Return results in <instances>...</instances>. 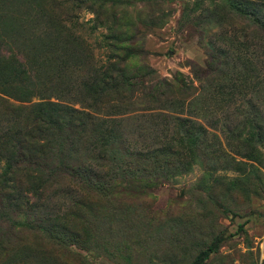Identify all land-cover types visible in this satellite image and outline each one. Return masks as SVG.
Masks as SVG:
<instances>
[{
    "label": "rangeland",
    "instance_id": "obj_1",
    "mask_svg": "<svg viewBox=\"0 0 264 264\" xmlns=\"http://www.w3.org/2000/svg\"><path fill=\"white\" fill-rule=\"evenodd\" d=\"M114 1L113 5H105L106 15L114 11L120 28L135 35L127 65L139 69L136 78L121 85L143 88L133 100L146 95L148 101L126 106L118 103L126 113L111 114L107 109L109 115H102L108 120L123 121L132 144L144 146L143 151L156 137L161 138L159 143L167 135L170 137L178 116L202 135L175 133L186 142L182 150H195L192 169L164 176L158 187L148 189L143 196L121 191L134 188L129 178L134 180L143 173L139 169L142 161L148 162L145 156L127 157L128 166L123 167L128 169L122 172L113 158L116 151L108 154L109 148L104 147L106 162L110 163L106 169L115 173L113 185L119 192L110 196H100L98 192L89 199L90 204L82 208V217L74 219L75 226L85 228L94 239L93 250L73 245L82 257L74 258L65 252V260L73 264H81V258L88 264H170L175 258V264H195L199 253L219 240L218 250L204 264H264V165L240 154L243 150L239 148L241 139L252 132L264 155V134L256 135L260 125L264 132V33L230 8L232 0ZM234 1L245 5L243 1L248 0ZM253 1L262 4L264 12V0ZM14 4L16 7H10V11L18 7L29 11L34 0H14ZM78 16L82 28L74 29V34L89 43L96 65L107 64L108 51L101 36L107 29L91 32L89 27L94 22L89 20L95 14L85 7ZM216 20L231 22V27H235L231 33L241 26L255 33L248 49L237 48L235 43L232 47L228 39L222 38ZM65 25L70 27L67 21ZM28 31L27 37L31 35V29ZM177 76L189 85L188 89H179ZM72 80L73 75L64 85L76 88ZM75 106L80 107V103ZM214 124L219 126L213 128ZM192 142L200 146H193ZM185 155L188 159L192 156L186 152ZM58 157L54 154L55 162ZM60 162L61 159L53 165L61 166ZM247 164L260 170L254 172ZM45 198L50 200L51 209L60 213L68 201L65 190L56 187ZM34 200L36 197L31 198V202ZM8 214L0 218V233H10L15 243L21 219L14 212ZM24 233L26 239L22 241L31 243L34 249L39 246V239ZM168 255L172 259H166Z\"/></svg>",
    "mask_w": 264,
    "mask_h": 264
},
{
    "label": "trees",
    "instance_id": "obj_2",
    "mask_svg": "<svg viewBox=\"0 0 264 264\" xmlns=\"http://www.w3.org/2000/svg\"><path fill=\"white\" fill-rule=\"evenodd\" d=\"M114 2L34 0L29 11L19 7L10 11V7H16L14 0H0V218L14 212L21 219L17 242H12L10 233H0V264H73L65 260L68 258L64 255L66 252L74 258L81 256L74 251L73 245L93 250L94 239L85 228L75 226L74 218L82 217V208L90 204L89 199L96 193L100 192L98 194L102 196L119 192L113 185L115 173L106 169L110 163L106 162L108 156L104 155V147L109 148L108 154L116 151L113 158L122 172L128 169L123 167L128 166L127 157L145 156L144 160L150 163L142 161L138 169L143 173L140 176L133 174L134 180L132 176L129 178L134 188L121 191L130 190L126 193L133 196L146 195L148 189L158 187L166 175L174 176L192 169L195 150L191 147L182 150L186 142L179 140L175 133L185 132L190 137H201L202 133L194 126L188 127L185 118H175L174 133L170 137L167 135L163 143H159L161 138L156 137L154 143L143 151L144 146L132 144L134 142L127 136L123 121H116L117 118L108 120L102 115H109L107 109L111 114L126 113L127 110L118 103L126 106L139 100L140 103L148 101L146 95L133 100L136 92L143 91V88L121 85L136 78L139 69H130L127 65L133 53L131 45L135 35L120 28L114 11L106 15L105 5ZM243 2L246 4L232 0L229 6L264 33L263 5L253 0ZM188 5L186 3V9ZM84 7L95 14L89 20L94 22L89 27L91 32L101 27L108 31L101 34L108 51L107 64L96 65L89 43L83 36L74 34V29L82 28L78 14ZM216 22L222 29V38L228 39L232 47L235 43L237 48L248 49L255 38V33L242 26L236 28V33H231L235 28L231 27V22ZM29 29L31 35L27 37ZM240 58L238 55L237 59ZM245 67L248 66L245 64ZM72 75L77 89L64 85ZM179 77V89H188L189 85L179 81ZM77 103L80 107L75 106ZM217 121L221 123V120ZM218 126L214 124L212 127ZM258 128L256 135L262 136L263 125ZM206 130L204 128V132H208ZM249 134L241 139L239 148L243 151L240 154L264 165V155L252 132ZM108 137L111 138L108 140ZM192 145L200 146L197 142ZM185 152L191 153L190 159L185 158ZM54 154L59 156L57 162L53 159ZM60 159L61 166H54L53 163ZM250 166L253 171L260 170L253 164ZM53 187L65 190L68 196L62 213L56 208L51 209L50 200L45 198ZM91 192L92 195H88ZM30 193L34 195L31 197ZM33 197L36 200L31 202ZM24 232L39 239V246L34 249L31 243L24 242ZM218 241L201 251L195 264H204L218 250ZM167 258L172 259L170 255ZM174 261L175 258L170 264H175ZM80 263L88 264L82 258Z\"/></svg>",
    "mask_w": 264,
    "mask_h": 264
}]
</instances>
